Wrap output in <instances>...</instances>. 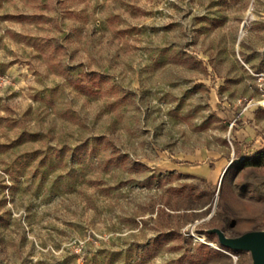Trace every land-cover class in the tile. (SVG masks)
<instances>
[{
  "label": "rangeland",
  "instance_id": "obj_1",
  "mask_svg": "<svg viewBox=\"0 0 264 264\" xmlns=\"http://www.w3.org/2000/svg\"><path fill=\"white\" fill-rule=\"evenodd\" d=\"M262 70L264 0H0V264H257Z\"/></svg>",
  "mask_w": 264,
  "mask_h": 264
},
{
  "label": "water",
  "instance_id": "obj_2",
  "mask_svg": "<svg viewBox=\"0 0 264 264\" xmlns=\"http://www.w3.org/2000/svg\"><path fill=\"white\" fill-rule=\"evenodd\" d=\"M226 166L223 170L222 176L227 170ZM221 176V178H222ZM224 245L232 249L247 248L253 249L257 259L261 264H264V231L246 233L245 235L222 241Z\"/></svg>",
  "mask_w": 264,
  "mask_h": 264
},
{
  "label": "built area",
  "instance_id": "obj_3",
  "mask_svg": "<svg viewBox=\"0 0 264 264\" xmlns=\"http://www.w3.org/2000/svg\"><path fill=\"white\" fill-rule=\"evenodd\" d=\"M257 74V79L259 81L260 86L262 87L263 91H264V70L259 71ZM264 93V92H263ZM264 96V94H263ZM251 101V99L247 102L249 103ZM259 105L264 106V97H260L257 101H256Z\"/></svg>",
  "mask_w": 264,
  "mask_h": 264
},
{
  "label": "bare ground",
  "instance_id": "obj_4",
  "mask_svg": "<svg viewBox=\"0 0 264 264\" xmlns=\"http://www.w3.org/2000/svg\"><path fill=\"white\" fill-rule=\"evenodd\" d=\"M264 231V230H263ZM257 264H261L260 261L257 259Z\"/></svg>",
  "mask_w": 264,
  "mask_h": 264
}]
</instances>
